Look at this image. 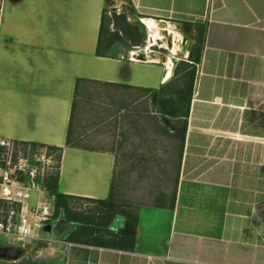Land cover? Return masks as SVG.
<instances>
[{
  "label": "crops",
  "instance_id": "obj_1",
  "mask_svg": "<svg viewBox=\"0 0 264 264\" xmlns=\"http://www.w3.org/2000/svg\"><path fill=\"white\" fill-rule=\"evenodd\" d=\"M105 1L0 0V137L61 147L69 132L57 192L84 213L109 197L128 203L135 221L77 233L55 219L0 264H264V0H117L129 23L203 30L173 183L150 201L114 186L113 151L77 143V89L83 101L92 88L145 93L169 79L159 64L123 59L120 39L107 47L110 26L101 46Z\"/></svg>",
  "mask_w": 264,
  "mask_h": 264
},
{
  "label": "rangeland",
  "instance_id": "obj_2",
  "mask_svg": "<svg viewBox=\"0 0 264 264\" xmlns=\"http://www.w3.org/2000/svg\"><path fill=\"white\" fill-rule=\"evenodd\" d=\"M106 11L107 6L104 10L105 20L101 32V46L106 40L107 28L110 26L109 19L106 18L108 17ZM135 24L138 25L143 35V27L137 22ZM181 55H184L183 51L182 54L172 57L174 65H177L179 59H182ZM95 90L92 88L93 93L91 91L82 101L83 96L77 89L74 103L78 105L83 102L85 107L81 105L85 111L84 117H82L84 120L79 126L80 135L84 133L85 136L77 143L94 146L93 148L96 150L113 151L116 160L114 186L120 184L123 191L128 193L131 191V195L136 193L142 198L141 200L150 201L154 191L163 189L166 191L173 183L171 172L177 169L176 150H178L179 137L175 133L169 134L163 125V118L156 112L151 93H133L122 89L109 96L106 88H97V93H94ZM160 94L164 95L165 92ZM104 108L106 110L103 112ZM98 109L101 111L100 116L97 114ZM89 112H96V116ZM99 117L106 120L103 119V122L100 123L101 120L96 121ZM169 123L179 127L182 120L169 119ZM29 203H35L34 193H30ZM90 206L91 211L102 209L101 205ZM75 207L77 208L78 205ZM46 234L42 228H35L33 231V235L37 238ZM29 241H18L12 237L0 235V247L19 249L21 246L27 245Z\"/></svg>",
  "mask_w": 264,
  "mask_h": 264
},
{
  "label": "built area",
  "instance_id": "obj_3",
  "mask_svg": "<svg viewBox=\"0 0 264 264\" xmlns=\"http://www.w3.org/2000/svg\"><path fill=\"white\" fill-rule=\"evenodd\" d=\"M147 20L150 19H137V23L143 27L144 44L129 49L137 53L133 59L128 57L131 61H139L137 56L140 54L144 55L143 61H149L146 53L151 57L163 55L157 49L166 48L163 43L166 37L170 38L169 51L173 42L180 45L179 33L174 35L165 28H159L155 36ZM183 53L179 60L186 61L188 53ZM169 56L174 55L170 52ZM160 82L164 83V79ZM19 142L0 137V235L25 241L35 238V228L43 229L53 221V196L47 192L45 179L52 171L54 162L44 148L34 151L29 145ZM30 193L35 194L34 204L29 203Z\"/></svg>",
  "mask_w": 264,
  "mask_h": 264
},
{
  "label": "trees",
  "instance_id": "obj_4",
  "mask_svg": "<svg viewBox=\"0 0 264 264\" xmlns=\"http://www.w3.org/2000/svg\"><path fill=\"white\" fill-rule=\"evenodd\" d=\"M106 18L108 19V17ZM104 20L105 17L103 11L99 29L101 32L103 29ZM202 34V28L196 27L194 38L195 43L188 52L186 61L179 60V63L175 65L170 81L161 86L158 90L146 91L151 93L153 96L152 102L157 109V114H159L162 118L182 120V124L179 127V130L176 132V129H174L173 131V133L178 135L179 139L183 138V133L186 125V117L195 77V65L199 61L198 53L200 48L199 46L201 45L203 37ZM116 40H119V35L116 32H111L105 44L108 47ZM96 55H99L98 50H96ZM76 82L77 81L75 80V83ZM163 92H165L164 95L160 94ZM70 140V134L69 132H67L65 143L61 147L23 141L19 142L23 145H29V147L34 151L44 148L47 152V155L51 156V158L53 159V169L45 179L47 192L49 195L53 196L52 219H61L63 221L71 222L72 224H68L69 230L74 228V223L80 224V228H78L76 231L77 233L81 231H87L93 227H106L117 215H122L130 221H135V216L132 215V212L129 209L130 205L128 203L115 202L112 201L109 197L104 201H96L97 205L102 206L101 210L91 211V213H84L77 210V208L73 205L72 200H74V197L61 195L57 192L56 186L58 181L59 159L63 148L70 147Z\"/></svg>",
  "mask_w": 264,
  "mask_h": 264
},
{
  "label": "water",
  "instance_id": "obj_5",
  "mask_svg": "<svg viewBox=\"0 0 264 264\" xmlns=\"http://www.w3.org/2000/svg\"><path fill=\"white\" fill-rule=\"evenodd\" d=\"M105 5L107 6L108 19L110 23V29L117 32L119 39L123 46L125 47L123 59L128 58V50L130 48L139 47L144 44L143 35L141 34L137 24L129 23L127 20V14L132 11L127 9L123 4L119 3L117 0H106ZM179 34L181 35L180 48L182 51L187 53L192 47L194 36L191 35L190 25L184 24L183 27L179 29ZM166 48H158V52L163 54L160 55L162 58L165 55H170V38L166 37L163 41ZM144 55L140 54L137 60L143 61ZM160 65V64H159ZM162 66V65H160ZM162 74L164 73V68H162ZM163 125L167 130L172 131L173 127L169 123V119H162ZM52 226L50 224L44 226L43 231L46 233L51 232ZM11 248L0 247V260H11L13 259V253Z\"/></svg>",
  "mask_w": 264,
  "mask_h": 264
},
{
  "label": "bare ground",
  "instance_id": "obj_6",
  "mask_svg": "<svg viewBox=\"0 0 264 264\" xmlns=\"http://www.w3.org/2000/svg\"><path fill=\"white\" fill-rule=\"evenodd\" d=\"M147 25L149 26L150 29L153 30V34H155V36H157L156 33L159 28H165L168 32H172L174 35L176 34L175 31H173L169 26H167L165 23H162V22H157L154 20H147ZM170 52L174 56H178L179 54H182L180 45L178 43L173 42ZM134 55H137V53L133 54L132 57H134ZM145 56L150 62L164 65L163 66L164 67V73H163L164 78L172 77V73L174 71L175 65L172 61L173 58L171 56H164L163 58L160 55L156 57H151L147 53L145 54Z\"/></svg>",
  "mask_w": 264,
  "mask_h": 264
}]
</instances>
